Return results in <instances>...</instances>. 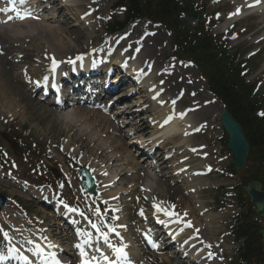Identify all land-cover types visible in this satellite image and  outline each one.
<instances>
[{
    "label": "rangeland",
    "instance_id": "1",
    "mask_svg": "<svg viewBox=\"0 0 264 264\" xmlns=\"http://www.w3.org/2000/svg\"><path fill=\"white\" fill-rule=\"evenodd\" d=\"M92 1V3L95 1V5L92 6V8L96 7L98 10H96V14L98 17V22H100V18L108 17V14L111 9V5L116 2V0H89L84 3L85 6H83V10H85L86 7H89V3ZM87 5V6H86ZM97 19V18H95ZM40 23V22H37ZM41 23H45V21H41ZM94 23V22H93ZM36 23H34L32 26L33 28ZM59 26L64 31V34H62L63 40L66 42L67 49L65 50L67 54L61 55L63 58L64 56L68 55V57L73 56L75 52L80 51V49H83L84 44L87 42V46L85 48H90V38L89 35L93 36L95 38L96 35H102V37L105 36V32L103 30L104 23L101 24V28L96 26V29L99 28V30H95L94 32H88L84 31L79 27H75L71 23V21H68V23H59ZM143 26H146V29L148 28V25H138L136 28H140V32H142ZM43 27V26H37V28ZM258 27V26H257ZM256 23L254 20H246L242 21L240 24V29L244 30L247 28L248 31H252L251 33H256L257 28ZM30 28V27H29ZM23 31H20L22 33ZM247 38V37H245ZM69 39H72V42H69ZM151 41L150 44H148L145 48H143L142 51V58H145L147 56L148 58H154L158 62V66L160 68H166L167 66L173 67L174 64H172L173 60L171 59L173 56V50H172V40L170 37V34L167 30H161L159 29L156 33V35L152 36L149 40ZM36 42V41H35ZM89 42V43H88ZM7 44V43H6ZM94 44V43H92ZM22 45V44H21ZM20 44H10L9 47L6 49L9 50L7 54H5V49H1L0 51H4V55H0V84L3 83V90H5L6 95L12 100L14 103V108L11 110L14 111L15 115L18 117V121L20 124H23V126L26 128H29L30 130V137L33 139H30V141H35V143L39 146L46 147V145L51 141L55 139H59L61 141H65V136L68 135L69 128L66 127V125L60 123L59 120H56L51 111L46 107L45 110L42 109L41 104H39L37 101L30 98L28 94L24 92V88L21 87V84L19 82L15 81V76L13 75V71L15 70L16 75L18 74V67L11 66V59H17L20 62L21 53L27 55L28 53L33 54V57H35L33 50L29 51V49L19 51L21 50ZM28 47H34L32 44H25ZM233 45V43H231ZM20 46V47H18ZM243 51L249 50L248 47H243ZM0 52V54H1ZM27 59H30V54L27 56ZM256 64L261 63V61L264 59V55L257 57ZM22 63V62H21ZM20 63V64H21ZM171 65V66H170ZM176 66H180L178 68L179 72H175L174 76H171L172 78L168 77L167 80V89H169L170 95L175 96L177 92L180 90L187 91V98L184 100V102H181L178 104L179 108L180 106H190L193 104H197L200 109H198L196 112H193L192 120L195 122L196 125L198 123H208L209 127L207 129H203L199 134L196 135L194 138V142L196 145L198 144H205L206 146H209V150L212 152L213 156L211 157L212 164L214 168L229 165L232 161V157L228 151L225 149H222V146L220 143H218L217 139L222 135V128L220 127V107L214 101L211 99L213 95L208 92L206 82L201 79L199 76V73L196 68L192 67L191 65L185 63L176 64ZM175 67L172 68L173 71L175 70ZM14 68V69H13ZM171 69V68H170ZM250 79V78H249ZM262 93V92H260ZM194 95V96H193ZM193 96V97H191ZM4 96L0 94V117L7 119L10 115H8L9 112H5L8 110L7 103L3 99ZM18 98H21L18 101ZM35 101V102H34ZM19 105L18 107H16ZM201 105V107H200ZM217 107L216 109H214ZM17 108V109H16ZM219 108V111H218ZM207 109H213L212 112L209 114L206 113ZM75 119H78L77 117ZM7 125H4L3 123L0 124V129H6ZM26 132L25 134H28ZM124 136V134H123ZM65 137V138H64ZM125 137V136H124ZM23 140L26 143H29L28 137L22 135ZM44 139L46 143L44 144L40 139ZM127 140V139H126ZM129 141V140H127ZM61 145L58 146L59 151H54V147L50 148L49 151V161L51 163H59L56 158H59L60 163L62 161L63 168L70 169L71 170V162L73 165H76L75 160H71L72 158L65 153L61 152ZM224 155H228V158L225 159ZM46 158V157H45ZM116 167V165H115ZM44 175H47L46 177L50 180H52L51 175H49L48 168L43 169ZM25 171V170H24ZM29 172V171H27ZM28 173H23L24 177H26ZM72 174L74 177H77V171H72ZM220 174V172L218 173ZM134 177V176H132ZM208 179H211L212 185L217 186L220 184L225 185H232L238 183L237 179L228 180L225 177H220L217 175H212L208 177ZM163 181V179H162ZM134 183V182H133ZM161 184V192L158 194V197L162 201H166L168 198H170V201L172 204H178L179 202L182 203L186 202V204H189L191 211L187 212V216L190 217L192 220H195L198 222V224L201 225L203 228L204 224H209L208 227H206V232L208 233V240L209 244L212 245L210 248L213 252L222 251L223 257L226 259L228 256V252L219 246L221 245L220 239L217 237L218 233L221 231H224L226 229H229V223L228 220H230L233 217V214L231 211L228 213H225V211L221 210L220 212H217L216 204L214 203V195L216 194L215 190H207L203 192H199L198 194L191 195L190 197L185 195L183 193V189L180 187V185H174L169 180L160 182ZM143 185V183H142ZM151 185L157 186L156 183L151 182ZM74 189H76V185H73ZM70 186H68L67 190L65 191L66 194L70 193ZM6 192H10L12 195H24L18 190L16 187H12L11 190H5ZM22 200H18L21 202L27 211L23 212L27 218H41L43 214H41V210L38 206H36L33 202H26L23 198L17 196ZM127 204L132 205L135 203V199H131L129 201V197L126 196ZM198 201V202H196ZM199 201H202L206 211H210L208 215L209 218L207 220L205 216L201 215L203 212H198L196 210L195 205L199 203ZM196 202V203H195ZM137 203V202H136ZM197 206V205H196ZM7 213V214H6ZM5 217L8 218L9 212H6ZM13 215L16 216V219L12 217V215L8 218L11 225H18V228L24 229L28 228L26 225V222L23 220H20L19 216L20 213L18 211H11ZM185 213H183L184 215ZM43 217V216H42ZM203 219V220H202ZM228 225V226H226ZM215 230V231H214ZM217 230V233H216ZM227 232V231H226ZM216 235V236H215ZM25 236V235H24ZM26 238V236H25ZM227 253V254H226ZM231 254V253H230ZM157 261V260H156ZM155 264V263H154ZM158 264H160L158 262ZM168 264H184L181 263L178 259L177 260H171L168 262Z\"/></svg>",
    "mask_w": 264,
    "mask_h": 264
},
{
    "label": "bare ground",
    "instance_id": "2",
    "mask_svg": "<svg viewBox=\"0 0 264 264\" xmlns=\"http://www.w3.org/2000/svg\"><path fill=\"white\" fill-rule=\"evenodd\" d=\"M62 3H65L66 5H73V6H77L74 5V3H76L77 0L73 1V0H60ZM236 2H240L243 3V0H234ZM239 4V5H240ZM238 6V5H237ZM75 8V7H74ZM79 13V12H78ZM58 20L55 17L54 13L52 15V17H50L49 19H47L43 25V23H40L39 26H44L43 28H38V31L36 34H26L27 36H25L24 38L27 40H31L32 38H35L37 41L34 42L33 44L36 46L35 50L37 51L38 55L41 56V58H43L44 54L50 55V54H67V52L65 51L67 49L66 47V42L63 40L62 38V34H64V31L61 29V27L59 25H57ZM42 29V30H40ZM14 41H17L19 43V39H12ZM22 40V37H21ZM24 40V39H23ZM69 42H72V39H69ZM38 44V45H37ZM42 63H46V61L44 59H42L41 61ZM153 77L150 76L149 78H147L146 80L143 81L142 86L144 88H147L149 85H153ZM0 94L3 97L4 101L7 103L8 106V110H11L12 108H14V103L12 101H10L11 99L6 95V93L3 91V83L0 84ZM153 92H149V100L153 103L151 105H146L148 103L147 100L144 99V95L139 96L137 99V103L139 102V106L144 107L143 105H145V107H149L150 110L147 111V115L146 117L150 118L151 122H155V127H152V134H151V141L154 142L155 144L157 143H161V145L164 146L165 152L168 154H171V160H176V162H178V165L175 167V171L176 173L180 172L181 175H183L185 178L190 177V185H189V191H195V189L197 188V184L201 183V177L200 178H194L193 172L192 174H188V171H192L194 165H197L196 162L200 161L201 165L205 164V160H200L201 158H199V155H195L190 151V147H194L195 145H191V143L194 140V137H191L188 132L191 130V128H193V120H192V115H185L183 117V119L179 118L178 112L172 108V106L169 105H158V102H156L155 99H152ZM163 98V96H161ZM160 98V97H159ZM18 107V105L16 106ZM144 107V108H145ZM164 108V110H162ZM171 109V111H169ZM214 109H216L217 111V107H215ZM142 110V109H141ZM158 113H157V112ZM169 113H168V112ZM213 109H207L206 113H210L212 112ZM80 113V114H79ZM166 113H168L166 115ZM180 113V112H179ZM124 114V113H123ZM75 115L78 119H76V121L78 120V122L82 121V123H85L87 120H89V118L93 119V122L91 123L90 126L92 127H96L94 126L99 120V122H108L110 125L112 123V121L110 120V118H108L107 116H105L102 113H98V114H93L90 115L89 112H78L76 113H71V114H67L65 116H62L60 114L57 113H53V116L56 120H59L60 123L67 125V127H69L70 132L74 131L75 135L77 134V131H79V135H80V131H82L83 133L81 134V137L86 136L87 134V129H85L84 127H77L76 126V122L72 123V121H70L69 119H67L68 117ZM172 115L174 118L170 121V123L168 125H164L163 127H161L160 125L163 124L164 120L169 116ZM133 115L130 114L128 117H132ZM99 119V120H97ZM91 120V119H90ZM127 125H131L132 128H135V125H132L130 123H128ZM149 126V125H148ZM150 127V126H149ZM137 128H135L136 130ZM117 131V127L114 126V129ZM104 132V133H103ZM151 132V131H150ZM111 132L109 131H105L104 129H100L97 130L96 134H94L92 139L89 138H83V140L85 141V143L87 145H93L95 144V147L92 146V151L95 152V155H97V158L92 162H90L89 166H88V171L90 173V175L92 177H95V179L99 180L101 183L105 182L107 183V185H112L113 182L116 180V178L118 177V174L115 173L112 169V163L110 159H108L106 157L105 154V150H108L110 147L108 145L104 146L103 144H106L105 142H102L101 139L98 137L100 135H105L107 136V134H109ZM187 133V135H186ZM78 135V136H79ZM74 136V134H73ZM118 144L117 148H114L112 151H110L109 153L111 154H115L114 151H117L120 153V155L122 156L121 161L123 162V165H126L127 168V172L131 171L133 168H135L136 166H139V161L136 158V154H131L130 149L127 147V145L129 143H124L122 142V140L120 141V139L116 140ZM140 141V140H139ZM141 141H146V139H142ZM113 145V143H112ZM205 150H203L202 154H204ZM120 156V157H121ZM115 161V160H114ZM129 164L133 165V166H129ZM119 165V164H118ZM187 165H191L190 167H186ZM185 168V170L182 172L181 170H179L180 168ZM189 169V170H188ZM107 173V175H104V173ZM179 174V173H178ZM128 176L124 177V176H120V178H118V180L121 181H125L127 179ZM207 183V182H206ZM158 189H160V186L158 185L157 187ZM109 190V189H107ZM120 189H115V193H118ZM158 193V190H154L153 192V198H155V195ZM156 200V198H155ZM187 207V206H186ZM43 230V229H42ZM45 232H43L42 234H37V238H35L34 240L32 239V241H34L35 243H39L41 245L42 248H44L45 251V255H48V253H51L52 249L55 248H49L48 247V242L50 241L52 244L56 245V255H60L61 252V248L59 246V244L57 243V241L52 240V238L50 237L51 233L49 230H43ZM12 237L14 239H18L17 235L18 233H13L11 234ZM47 237V240H44L43 238ZM14 242H18L17 240H14ZM58 244V245H57ZM15 245L18 248L20 247V242L12 244V246ZM31 247L33 249V245L31 244ZM30 250L29 252H26V254H28L29 259L32 261L38 260L41 262V264H45V261H43L41 259V257H39L38 255L35 254V252L33 250ZM132 250V249H131ZM8 254L11 255V252L9 251ZM14 256L18 257V254H15ZM14 256H12V258H14ZM48 264H52V260L51 257H49L48 259Z\"/></svg>",
    "mask_w": 264,
    "mask_h": 264
},
{
    "label": "snow or ice",
    "instance_id": "3",
    "mask_svg": "<svg viewBox=\"0 0 264 264\" xmlns=\"http://www.w3.org/2000/svg\"><path fill=\"white\" fill-rule=\"evenodd\" d=\"M262 2V0H254V3L252 4H247L248 7H254L255 5H258ZM27 3V0H18V5L17 6V0H8V4L9 7H5V8H0V13H8V12H13L15 13V16L9 15L7 17V20L4 21L5 23L8 21H11L12 19H27V18H38L37 16H34L33 12L31 10H23L21 11L20 9ZM241 12V8H237L236 11L234 13H231V15H239ZM140 49L138 48L137 51H139ZM52 63H51V67L50 70L54 73L56 68L59 66L60 63H62L61 61H57L55 59V57L51 58ZM76 60H83V56H77ZM70 64H74L75 60L69 59L67 61ZM95 66V65H93ZM124 67H127V62H125V64L123 65ZM142 74V73H141ZM48 77L45 76L44 80L47 81ZM39 83V82H37ZM156 96H159V93L156 94ZM156 96L153 97V99H156ZM161 103L163 104V101H161ZM176 101L173 100L172 104L175 105ZM179 118L183 119V117L186 115V113H179ZM261 115H264V113H261ZM174 117L172 115H169L163 122V124H161L160 126L163 127L165 124H168ZM199 130V129H197ZM187 135V133H186ZM193 151H195V149H193ZM211 169L209 168V171ZM104 175H107V173L105 172ZM61 187H63V185H61ZM145 189H142V191H144ZM147 199V197H146ZM61 203L63 204L64 208L67 209L68 212L70 213H78L80 216H83L88 224L90 225L91 229L95 230V237L93 236L92 232L89 231H83L80 229H77V236L82 237V241L80 243H77L74 245V247L78 250L79 252V256H80V261L79 264H134V262L131 260V258L129 257L128 252L126 251L127 249V245L124 243H120V244H113L110 240V233H114L117 237H120V233L116 231V228L113 226H110L108 224H104L103 228L101 227L100 224H97L96 222L92 221L90 218H88L87 216H85V213L83 211H81L78 208L75 207H71L68 204L64 203L63 201H61ZM106 203V202H105ZM164 202H159L157 203L155 198H153V204L152 207L155 209L156 213H163L166 217H168L169 219L167 221L165 220H159L158 219V223L164 224L165 226H167V224L169 223H176V224H182L183 227L180 228V232L184 231V228H191L192 224L191 221H184L183 218L180 216L179 213H176L174 211L175 209V205H171L170 207H164L163 206ZM94 214L96 216H101V209L99 207H96L94 210ZM140 215L143 216L144 212L143 209H141L140 211ZM184 215H187V213H185ZM114 219H119V217H114ZM120 227H124L126 228V225H120ZM107 229L106 231L104 229ZM0 233H2L4 240L8 241L9 243L11 242V237L9 236V233L7 231H4L3 229H0ZM195 233H199V229H195ZM196 238L198 239V235L194 236V237H189V239H193ZM44 240H47V237L43 238ZM146 239L149 243V245H151V247L153 249H159V244H157L155 241H153L151 239L150 236H148L146 234ZM95 240V243L98 245L101 241L107 245V247L111 250L112 255L115 257L110 258L99 246H96L94 248V252L97 253L98 255H91L89 256V253L86 251L85 249V245H93V241ZM122 241V238H121ZM27 243L32 244L33 247V251L35 252L36 255H38L39 257H41V259L43 261H45V264H48V259L49 257H51L52 260V264H61V261L58 260L56 258V253L52 252V253H48V255H45V251L44 248L41 247V245L39 243H35L32 240H28ZM188 241H185V244H187ZM200 243H204L203 241H200ZM48 247L49 248H55L57 247L56 245L52 244L50 241L48 242ZM206 247L211 248L212 245L208 244L206 245ZM9 251L12 254H17L19 249L15 248L14 246L11 247L9 249ZM214 256V253L209 252L208 253V258L211 259ZM3 257H0V259H2ZM22 259H24L25 261L28 260L27 257H21Z\"/></svg>",
    "mask_w": 264,
    "mask_h": 264
},
{
    "label": "trees",
    "instance_id": "4",
    "mask_svg": "<svg viewBox=\"0 0 264 264\" xmlns=\"http://www.w3.org/2000/svg\"><path fill=\"white\" fill-rule=\"evenodd\" d=\"M199 42V40H198ZM206 41H201L199 47L193 50L188 45H185L182 49V53L187 56H193L201 66L208 68L213 65L214 76H212V82L216 86V90L220 94L227 107L235 114L240 122L246 126L249 130L252 126L256 125L258 129L250 130L248 134L252 144L254 142L255 133L261 135L260 130L264 132V127H261L263 122L260 119L253 120L255 108L253 107L251 96L248 89L243 85L242 79L239 77V73L236 72L234 75H230L228 70L222 65L221 52L214 51L209 45L205 44ZM256 122V123H255ZM256 127V128H257ZM254 135L253 137L250 136ZM260 141L259 143H263Z\"/></svg>",
    "mask_w": 264,
    "mask_h": 264
},
{
    "label": "water",
    "instance_id": "5",
    "mask_svg": "<svg viewBox=\"0 0 264 264\" xmlns=\"http://www.w3.org/2000/svg\"><path fill=\"white\" fill-rule=\"evenodd\" d=\"M224 124L230 135V146L236 153V163L238 167H242L245 164V158L248 153V143L243 135L241 126L234 121L230 113L225 112L223 115ZM256 187L260 188V185H254L247 189L252 196V202L257 203L259 211L264 215V192L256 190Z\"/></svg>",
    "mask_w": 264,
    "mask_h": 264
}]
</instances>
